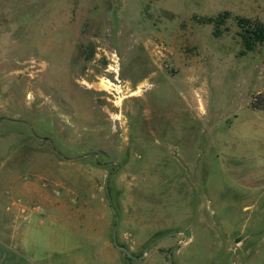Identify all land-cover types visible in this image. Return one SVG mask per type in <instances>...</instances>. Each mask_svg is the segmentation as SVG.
<instances>
[{"label":"rangeland","instance_id":"rangeland-1","mask_svg":"<svg viewBox=\"0 0 264 264\" xmlns=\"http://www.w3.org/2000/svg\"><path fill=\"white\" fill-rule=\"evenodd\" d=\"M226 12L220 35L200 22ZM235 15L264 21V0H0V264H264V190L218 157L264 92ZM20 179L61 219L34 216L23 244L5 209H45L10 200ZM117 216L132 254L157 240L143 258L115 245Z\"/></svg>","mask_w":264,"mask_h":264},{"label":"crops","instance_id":"crops-1","mask_svg":"<svg viewBox=\"0 0 264 264\" xmlns=\"http://www.w3.org/2000/svg\"><path fill=\"white\" fill-rule=\"evenodd\" d=\"M261 88L262 87L256 89V93L253 94L263 92ZM246 111V113L236 117L227 129L220 144L218 157L231 183H233L234 186H239L244 190L253 192L264 190V107L256 109L248 105ZM45 188L46 187L37 181L31 182L20 179L19 181L14 180L10 182V185L6 188V193L10 196V200L14 201L16 196H24L31 202L34 201V198L46 200H36V203L41 204L44 208V205H47V200H49V198L42 196L48 191V189ZM37 192L40 194H37ZM13 203L14 202H12L10 209H5L6 213L8 210L15 212V214L17 213L15 219L18 218L19 220L16 221L14 219L17 223L14 225L10 224L9 227L5 226L3 228V236L6 238L7 242L10 241L9 238L20 236V244H23L26 233L25 229L27 228L26 224L34 216L40 215L52 219L53 227L58 225L57 223L61 221L60 217L56 215V212H53L54 209L48 206H45L47 207L44 208L45 212L35 211L34 209H30V211L24 208V211L29 210L27 212H30L25 218L22 205ZM40 223L43 224V218L40 219ZM46 241L45 249L47 251V258H51L50 256L53 254L54 250L58 252L60 248V241L59 238H57L56 232L53 231L50 236H47ZM8 245L11 247L10 243ZM105 245L107 246L106 242ZM7 248L9 247L7 246Z\"/></svg>","mask_w":264,"mask_h":264},{"label":"trees","instance_id":"trees-1","mask_svg":"<svg viewBox=\"0 0 264 264\" xmlns=\"http://www.w3.org/2000/svg\"><path fill=\"white\" fill-rule=\"evenodd\" d=\"M231 16L229 12L218 17H203L202 23L214 25V33L220 35L225 28L223 26L226 19ZM238 26V35L242 40L246 51L254 50L258 45L264 44V21L250 17L235 15L232 18ZM252 108L261 109L264 107V92L253 94L249 104Z\"/></svg>","mask_w":264,"mask_h":264},{"label":"water","instance_id":"water-1","mask_svg":"<svg viewBox=\"0 0 264 264\" xmlns=\"http://www.w3.org/2000/svg\"><path fill=\"white\" fill-rule=\"evenodd\" d=\"M118 223H119V220H118V216H117V223H116V226H115V229H114V243H115V245L118 247V248H120V249H122V250H124L125 252H126V254L128 255V256H130L131 258H143L144 257V254H145V252L157 241H153L152 243H150L149 244V246L145 249V251H144V253L142 254V255H140V256H136V255H134V254H132L125 246H122V245H120V244H118V242H117V237H116V235H117V227H118ZM172 234H176V233H172Z\"/></svg>","mask_w":264,"mask_h":264}]
</instances>
